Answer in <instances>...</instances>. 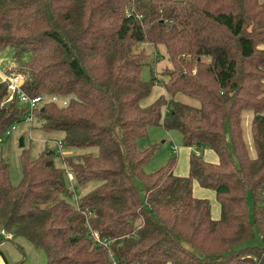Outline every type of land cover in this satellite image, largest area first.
<instances>
[{
    "label": "trees",
    "instance_id": "trees-1",
    "mask_svg": "<svg viewBox=\"0 0 264 264\" xmlns=\"http://www.w3.org/2000/svg\"><path fill=\"white\" fill-rule=\"evenodd\" d=\"M136 43L163 46L168 66L158 76L140 78L146 56ZM5 53L0 72L18 74L27 96L65 100L29 110L0 74V138L28 114L62 134L61 151L32 159L21 149L16 184L0 157L9 238L41 250L45 264H264V0H0ZM154 86L163 93L150 99ZM151 126L197 149L184 176L175 157L143 170L155 145L138 140ZM73 148L96 153H65ZM193 182L214 193L217 219Z\"/></svg>",
    "mask_w": 264,
    "mask_h": 264
},
{
    "label": "rangeland",
    "instance_id": "rangeland-1",
    "mask_svg": "<svg viewBox=\"0 0 264 264\" xmlns=\"http://www.w3.org/2000/svg\"><path fill=\"white\" fill-rule=\"evenodd\" d=\"M134 51L143 50L146 56L145 64L141 68L140 78L144 81H147L150 76V70L159 75L161 69L164 66H168V62L165 57V51L162 45L152 46L147 43H136L133 46ZM8 60V54L5 53L0 55V70L5 67V64ZM161 87L154 86L150 92V99H153L159 94ZM175 99L183 103L197 106L198 101L184 96L176 95ZM250 114H243V136L247 143L249 153L252 155L253 150L251 147L250 135L248 132V123H249ZM14 129L10 131L9 136L3 135L0 138V157L5 159L9 167V179L12 184H16L20 179V168H19V153L21 149H27L29 152L30 158H35L37 155L44 149H54L56 150V141L60 140L59 131L44 132L36 126V122L32 120L31 122L25 120L14 125ZM22 138L23 148L18 146V139ZM145 145H155L154 152L149 159V161L143 167V170L146 173L157 170L163 166L167 159L171 157L176 158L175 172H187V154L197 151L194 147L185 148L181 143V135L177 130H165L160 126H151L147 129V136L144 139L138 140V146L142 147ZM177 148V153H172V149ZM65 151V150H64ZM91 152L92 154L96 153L95 148H82L76 149L73 148L65 153L71 154H81ZM56 165H60L58 158L54 159ZM93 186V183L87 185L85 189H79L77 195L83 193L87 189ZM211 200V201H210ZM208 200L209 204L214 203V198ZM249 210L252 207V202L250 198H247ZM257 239V236L255 235ZM253 243V241H249ZM0 252L2 253L5 262L2 260V264H45V257L41 250L34 248L27 240L21 237L9 238L3 240L0 243Z\"/></svg>",
    "mask_w": 264,
    "mask_h": 264
},
{
    "label": "built area",
    "instance_id": "built-area-1",
    "mask_svg": "<svg viewBox=\"0 0 264 264\" xmlns=\"http://www.w3.org/2000/svg\"><path fill=\"white\" fill-rule=\"evenodd\" d=\"M0 74H1V78L6 81L8 92L11 95L16 96V98L19 101L25 103L28 106L29 110L37 107L38 105H40L44 102H48V101L58 102L61 104L65 103V100L59 101L55 96H46V95L40 94V95L35 96V97H29L19 87L20 82H21V78L18 74H14V73L6 74V73H2V72H0ZM25 120L30 121L31 120V114H28L26 116ZM14 127H15L14 125L10 126L5 131V135H9L10 131L13 130ZM55 143H56V149L58 151H61L60 140L56 141ZM173 149H176V148H173ZM67 178L69 181L71 180V175L69 173H67ZM72 200L74 201V204H75L76 203V195L75 194H72ZM0 234L5 238H9V234L3 230H0ZM92 237L97 242V244H102V242L99 241V239L97 238V236L95 234H92ZM112 264H116V263L114 261H112Z\"/></svg>",
    "mask_w": 264,
    "mask_h": 264
},
{
    "label": "crops",
    "instance_id": "crops-1",
    "mask_svg": "<svg viewBox=\"0 0 264 264\" xmlns=\"http://www.w3.org/2000/svg\"><path fill=\"white\" fill-rule=\"evenodd\" d=\"M2 70H4V68ZM159 89H160L159 94L163 93V89L162 88H159ZM60 138H62V134H60ZM177 150L178 149L176 148V151ZM203 158H204V160L209 161V162H214L216 160L215 155L210 150H204L203 151ZM175 169H174V173L178 176H184L186 174L185 171L175 172ZM192 194L194 197L206 198L207 200H210L212 198V196L214 198V193L211 190L200 188L196 182L192 183ZM214 200H215V198H214ZM210 217L212 219H217L219 217V206H218V203L216 202V200L214 201V203L211 202V204H210ZM0 264H2L1 258H0Z\"/></svg>",
    "mask_w": 264,
    "mask_h": 264
},
{
    "label": "water",
    "instance_id": "water-1",
    "mask_svg": "<svg viewBox=\"0 0 264 264\" xmlns=\"http://www.w3.org/2000/svg\"><path fill=\"white\" fill-rule=\"evenodd\" d=\"M18 146L19 147H22L23 146L22 138H19L18 139Z\"/></svg>",
    "mask_w": 264,
    "mask_h": 264
}]
</instances>
